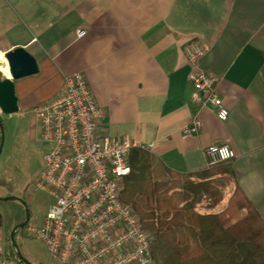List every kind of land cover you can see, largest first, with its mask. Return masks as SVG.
Returning <instances> with one entry per match:
<instances>
[{"label": "crops", "instance_id": "0c3cea01", "mask_svg": "<svg viewBox=\"0 0 264 264\" xmlns=\"http://www.w3.org/2000/svg\"><path fill=\"white\" fill-rule=\"evenodd\" d=\"M4 1L2 52L22 46L62 78L82 72L104 112L100 131L153 144L172 170L205 169L203 150L228 144L236 181L264 220V0ZM192 39L206 47L197 65L217 77L229 114L198 107L201 128L184 136L196 111Z\"/></svg>", "mask_w": 264, "mask_h": 264}, {"label": "built area", "instance_id": "2783aa9c", "mask_svg": "<svg viewBox=\"0 0 264 264\" xmlns=\"http://www.w3.org/2000/svg\"><path fill=\"white\" fill-rule=\"evenodd\" d=\"M84 33L77 30L78 36ZM184 49L192 64L189 97L196 106L182 129L184 136H190L202 125L198 107H213L221 120L228 117L229 110L216 87L217 77L197 65L205 45L192 39ZM0 71L11 77L9 69V75ZM33 110L40 122V136L48 144L35 188L49 191L54 202L39 224L25 225L27 234L40 239L49 258L59 264H152L151 235L120 193L123 176L130 171L129 150H150L153 144L100 131L104 112L82 72L64 75L59 93L37 102ZM203 153L208 166L234 156L226 143L211 144ZM0 264H19L7 259L2 243Z\"/></svg>", "mask_w": 264, "mask_h": 264}, {"label": "trees", "instance_id": "16d2710c", "mask_svg": "<svg viewBox=\"0 0 264 264\" xmlns=\"http://www.w3.org/2000/svg\"><path fill=\"white\" fill-rule=\"evenodd\" d=\"M43 83L53 89L50 98L63 84L46 59L17 90L23 96ZM127 161L120 198L151 235L152 264H264V220L239 187L232 158L179 172L149 149L132 147ZM7 239V259L23 264Z\"/></svg>", "mask_w": 264, "mask_h": 264}, {"label": "rangeland", "instance_id": "374dc122", "mask_svg": "<svg viewBox=\"0 0 264 264\" xmlns=\"http://www.w3.org/2000/svg\"><path fill=\"white\" fill-rule=\"evenodd\" d=\"M6 9L8 8L5 1L0 0V18ZM5 24L6 22H1L0 19V29ZM2 51L3 49H0V52ZM48 86L51 85L43 83L34 88L23 102L24 108H27L25 113L13 114L6 122L4 142L0 151V197L15 196L22 199L24 205L15 199L0 200V244L8 242L11 228L20 218H25L26 209L29 214L27 224H38L50 203L54 201L49 191L35 188L44 166V154L48 144L40 136V122L36 119L32 107L37 102L50 99L53 89ZM222 192L226 197L227 189ZM15 243L20 253L32 263L48 264L50 258L45 244L40 239L28 235L25 226L15 233ZM11 245L16 253L12 242ZM49 264L59 263L51 260Z\"/></svg>", "mask_w": 264, "mask_h": 264}, {"label": "water", "instance_id": "95a60500", "mask_svg": "<svg viewBox=\"0 0 264 264\" xmlns=\"http://www.w3.org/2000/svg\"><path fill=\"white\" fill-rule=\"evenodd\" d=\"M11 77L4 76L0 78V111L5 114L17 112L19 109L18 96L15 93L14 79H20L29 75L36 74L39 71L38 61L27 49L22 46H16L5 53ZM18 200L23 203L22 199L15 196L0 197V200ZM29 220L27 209L25 210V218L13 226L10 231V241L16 248V255L24 264H34L24 257L18 250L15 243V233L18 228L24 227Z\"/></svg>", "mask_w": 264, "mask_h": 264}, {"label": "flooded vegetation", "instance_id": "af4514ba", "mask_svg": "<svg viewBox=\"0 0 264 264\" xmlns=\"http://www.w3.org/2000/svg\"><path fill=\"white\" fill-rule=\"evenodd\" d=\"M5 75H3L0 71V78H3ZM14 86H15V93L16 95L18 96V104H19V109L17 112H13L11 114H5V113H2L0 111V151L2 149V146H3V142H4V136H5V129H6V122L8 121V119L13 115V114H16V113H25V111L27 110V108H24V105H23V102L25 101L27 95H29V93L23 95V96H20L19 95V92H18V87H19V84L23 81H25V77L23 78H20V79H14ZM21 102V103H20ZM34 107V106H33ZM32 107V108H33ZM24 218H22L20 221L18 222H21ZM16 222V223H18ZM12 229V228H11Z\"/></svg>", "mask_w": 264, "mask_h": 264}, {"label": "bare ground", "instance_id": "6f19581e", "mask_svg": "<svg viewBox=\"0 0 264 264\" xmlns=\"http://www.w3.org/2000/svg\"><path fill=\"white\" fill-rule=\"evenodd\" d=\"M0 54H2V52H0ZM8 69L9 68H8L7 60L5 56L2 54V58H0V70H2L6 75H9Z\"/></svg>", "mask_w": 264, "mask_h": 264}, {"label": "snow or ice", "instance_id": "6c2138e0", "mask_svg": "<svg viewBox=\"0 0 264 264\" xmlns=\"http://www.w3.org/2000/svg\"><path fill=\"white\" fill-rule=\"evenodd\" d=\"M0 58H2V54H0Z\"/></svg>", "mask_w": 264, "mask_h": 264}]
</instances>
